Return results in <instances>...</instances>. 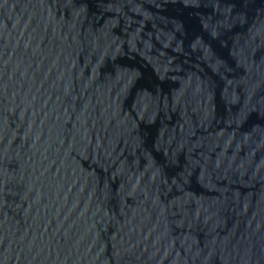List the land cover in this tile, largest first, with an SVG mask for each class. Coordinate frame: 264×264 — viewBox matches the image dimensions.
<instances>
[{
  "label": "water",
  "instance_id": "95a60500",
  "mask_svg": "<svg viewBox=\"0 0 264 264\" xmlns=\"http://www.w3.org/2000/svg\"><path fill=\"white\" fill-rule=\"evenodd\" d=\"M0 264H264V0H0Z\"/></svg>",
  "mask_w": 264,
  "mask_h": 264
}]
</instances>
